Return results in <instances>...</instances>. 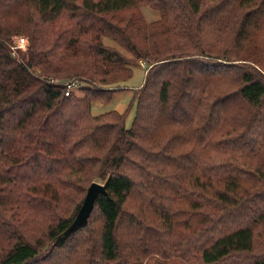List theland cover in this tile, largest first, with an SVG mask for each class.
Listing matches in <instances>:
<instances>
[{
	"label": "trees",
	"instance_id": "16d2710c",
	"mask_svg": "<svg viewBox=\"0 0 264 264\" xmlns=\"http://www.w3.org/2000/svg\"><path fill=\"white\" fill-rule=\"evenodd\" d=\"M0 264H264V0H0Z\"/></svg>",
	"mask_w": 264,
	"mask_h": 264
},
{
	"label": "rangeland",
	"instance_id": "374dc122",
	"mask_svg": "<svg viewBox=\"0 0 264 264\" xmlns=\"http://www.w3.org/2000/svg\"><path fill=\"white\" fill-rule=\"evenodd\" d=\"M141 11H142L144 18L147 21H150V20L156 18L157 14H158L157 10L152 9L151 7H147V6L146 7L143 6L141 8ZM20 37H24V43L22 46H19V45L16 46L17 41H19ZM103 41L107 44L116 46L125 55L131 56V54H129L126 50L119 47L118 44L115 41H113V39L104 37ZM8 42H9L11 54L17 60H20L21 62H23V64L25 65V62L27 60L26 52H27V48L29 45L28 35L23 33V32L13 33L10 35V38L7 41V43ZM14 44H15V46H14ZM147 68H148L147 62H145L143 60H139L138 62H136V65H134L132 67L131 76L128 79H126L125 81L119 82L120 86H123L124 88H122V89L120 88L117 91H115V93L113 94L112 98L109 101H105V102L93 101L91 103V113L92 114H98V113H102V112L112 110V109L118 110L121 112L124 110H127L125 124H126V126H129L131 121H132L134 111H135V107H136V98H134L135 89L142 82L143 77H144V72L147 70ZM29 70L32 71L37 76H40V77L44 76L43 72L38 67H30L29 66ZM73 79H77V78H75V77H72V78H59V77L54 78V80H56V81H66V80H73ZM78 82H79L78 86L83 84V82H80V81H78ZM111 86H114V85H111ZM111 86H108V87H111ZM78 94H80L79 91H78ZM93 181H98V182L103 183V181L100 179H94ZM76 213H75V215H76ZM75 215H74V217H75Z\"/></svg>",
	"mask_w": 264,
	"mask_h": 264
},
{
	"label": "water",
	"instance_id": "95a60500",
	"mask_svg": "<svg viewBox=\"0 0 264 264\" xmlns=\"http://www.w3.org/2000/svg\"><path fill=\"white\" fill-rule=\"evenodd\" d=\"M105 193V183L92 181L86 191L84 199L74 217L71 224L65 229V232L71 231L77 225L85 224L87 222L90 211L93 208L95 198L98 193Z\"/></svg>",
	"mask_w": 264,
	"mask_h": 264
},
{
	"label": "built area",
	"instance_id": "2783aa9c",
	"mask_svg": "<svg viewBox=\"0 0 264 264\" xmlns=\"http://www.w3.org/2000/svg\"><path fill=\"white\" fill-rule=\"evenodd\" d=\"M23 43H24V37H20V38H19V41H17L16 46H18V45H19V46H22ZM14 46H15V44H14ZM14 46H13V47H14ZM52 81L65 83V85H66L65 93H66V94H69L70 89H71V88H74V87H76V86H78V84H79V82H78L79 80H77V79L66 80V81H56V80H53V79H52Z\"/></svg>",
	"mask_w": 264,
	"mask_h": 264
}]
</instances>
